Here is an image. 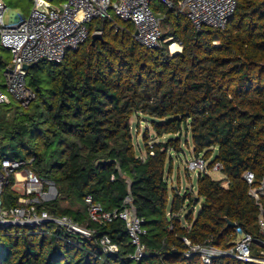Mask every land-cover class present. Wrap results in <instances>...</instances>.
<instances>
[{"label":"trees","instance_id":"trees-1","mask_svg":"<svg viewBox=\"0 0 264 264\" xmlns=\"http://www.w3.org/2000/svg\"><path fill=\"white\" fill-rule=\"evenodd\" d=\"M154 1L152 9L163 18L160 48L143 46L134 25L117 16L94 20L90 32L101 30L102 40L92 44L90 38L63 62L42 61L29 71L36 97L28 107L0 104V173L5 159L25 162L58 190L39 211L96 231L84 238L54 223L0 225V264H204L200 254L186 256L184 239L227 249L235 241L228 221L258 234L259 207L244 174L253 172L256 184L264 177V0H236L224 29L200 31ZM172 43L183 51L172 54ZM0 50L7 53H0L2 76L12 55ZM142 116L153 134L145 130L146 155L140 156L131 120ZM183 135L191 136L194 157L203 156L210 168L223 166L224 179L199 174L197 196L174 191L170 202L166 168L171 152H181ZM154 137L160 141L151 145ZM15 184V175L8 176L6 209L20 206ZM87 196L109 212L131 197L146 231L140 260L131 258L136 247L123 221L90 220ZM104 236L117 253L105 252ZM211 264L248 263L220 257Z\"/></svg>","mask_w":264,"mask_h":264},{"label":"built area","instance_id":"built-area-1","mask_svg":"<svg viewBox=\"0 0 264 264\" xmlns=\"http://www.w3.org/2000/svg\"><path fill=\"white\" fill-rule=\"evenodd\" d=\"M33 8L29 16L15 15L9 23L5 22L6 4L0 0V46L10 51L12 63L4 76V87L0 86V104L9 105L12 100L28 107L36 94L28 86L29 71L25 66L37 65L42 61L61 63L69 51L78 50L91 37L89 25L94 20H112L113 16L135 27V38L147 48L162 46V19L151 7L154 0H31ZM164 2L170 9L185 15L196 31L204 27L224 29L237 8L236 0H179L176 4ZM44 3L45 9H39ZM94 33L103 34L95 31ZM171 41V39L166 40ZM181 47L179 43H172ZM169 46V50L170 47ZM170 52L173 53L171 50ZM177 52V53H181ZM153 154V153H151ZM210 161L203 156L194 157L188 162V170L208 174L222 172L223 166L216 163L209 167ZM25 162L5 159L0 173V225L36 227L54 223L60 230L91 238L96 231L80 225L67 216L53 217L46 210H38L44 203L54 201L58 190L54 183L24 168ZM15 175L20 206L6 209L3 206L2 191L6 179ZM244 179L250 185L249 196L259 207L257 220L258 234L244 231L240 226L234 228L235 241L227 249L208 245H195L184 239L192 254H200L204 264H211L215 258L229 257L248 264H264V177L256 184L253 172H246ZM228 184H224L227 186ZM14 187V188H15ZM88 215L96 224L112 223L121 220L126 224L131 243L136 247L131 256L140 260L144 255L142 236L146 233L141 219L127 197L121 210L106 211L95 203L92 196L85 198ZM106 253L118 252V246L108 236L101 239Z\"/></svg>","mask_w":264,"mask_h":264},{"label":"rangeland","instance_id":"rangeland-1","mask_svg":"<svg viewBox=\"0 0 264 264\" xmlns=\"http://www.w3.org/2000/svg\"><path fill=\"white\" fill-rule=\"evenodd\" d=\"M6 4L7 10L5 12V22L9 23L13 16H29L32 11L33 4L31 0H3ZM154 4H158L159 1L155 0ZM163 20V18H161ZM162 30H164L162 26ZM163 32V31H162ZM176 45V44H175ZM179 49V46H177ZM181 48V47H180ZM1 49V46H0ZM172 51V50H171ZM4 53V51L0 50V53ZM174 53V52H173ZM7 54V53H4ZM0 86L4 87V76H0ZM15 102L14 100H12ZM3 113L7 112V108L3 107ZM131 125L133 128L134 134V144L136 148V152L138 155H146V149L144 145V133L145 130H150V133L153 134L151 126L149 124L148 118L142 116V121L137 117H133L131 120ZM153 136V135H152ZM166 140V139H162ZM160 140L157 138H151L150 144L159 142ZM194 158L193 155V143L192 138L189 135L187 138L182 136V145L181 152H171L170 157L168 159V164L166 168V176L168 177L169 190H170V202L173 199L174 191L179 193L181 196H184L187 192H191L194 196H197V180L199 177L198 171H190L188 170V162ZM170 159L172 160L173 171L169 172L170 168ZM209 175L214 180H222L224 179V175L222 172L211 171ZM18 190V188H16ZM64 206H68L67 203H64ZM200 205L195 208V217L198 215L200 211Z\"/></svg>","mask_w":264,"mask_h":264},{"label":"water","instance_id":"water-1","mask_svg":"<svg viewBox=\"0 0 264 264\" xmlns=\"http://www.w3.org/2000/svg\"><path fill=\"white\" fill-rule=\"evenodd\" d=\"M46 5L44 3H41L39 5V9H45ZM102 34H99V33H93L92 34V37H91V40H92V44H95L96 41L98 40H102ZM34 66L33 65H30V66H25V69L30 71ZM236 227V223H233V222H230L228 221V225H227V228H235Z\"/></svg>","mask_w":264,"mask_h":264},{"label":"bare ground","instance_id":"bare-ground-1","mask_svg":"<svg viewBox=\"0 0 264 264\" xmlns=\"http://www.w3.org/2000/svg\"><path fill=\"white\" fill-rule=\"evenodd\" d=\"M170 50H172L174 53L181 52V48L179 47L178 49L177 45L175 44L171 45Z\"/></svg>","mask_w":264,"mask_h":264},{"label":"crops","instance_id":"crops-1","mask_svg":"<svg viewBox=\"0 0 264 264\" xmlns=\"http://www.w3.org/2000/svg\"><path fill=\"white\" fill-rule=\"evenodd\" d=\"M17 187H15L14 189L16 190ZM17 191V190H16Z\"/></svg>","mask_w":264,"mask_h":264}]
</instances>
